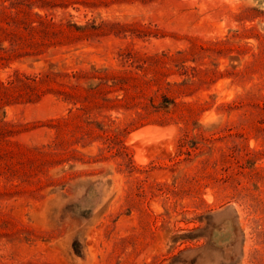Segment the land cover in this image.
Instances as JSON below:
<instances>
[{
	"label": "rangeland",
	"instance_id": "1",
	"mask_svg": "<svg viewBox=\"0 0 264 264\" xmlns=\"http://www.w3.org/2000/svg\"><path fill=\"white\" fill-rule=\"evenodd\" d=\"M0 264H264V0H0Z\"/></svg>",
	"mask_w": 264,
	"mask_h": 264
},
{
	"label": "bare ground",
	"instance_id": "2",
	"mask_svg": "<svg viewBox=\"0 0 264 264\" xmlns=\"http://www.w3.org/2000/svg\"><path fill=\"white\" fill-rule=\"evenodd\" d=\"M146 129V128H145ZM148 130V128L146 129V131ZM139 132V131H138ZM140 132H142V131H140ZM142 134H143V132H142ZM146 134V133H145ZM142 138L143 136H141L139 133H136V134H134L133 135V138ZM145 137V136H144ZM145 139V138H144ZM147 139V138H146ZM149 139V138H148Z\"/></svg>",
	"mask_w": 264,
	"mask_h": 264
}]
</instances>
